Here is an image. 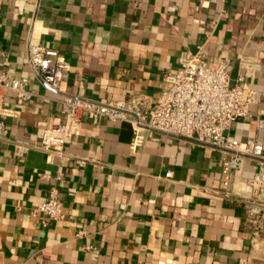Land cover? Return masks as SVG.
Segmentation results:
<instances>
[{"label":"crops","instance_id":"0c3cea01","mask_svg":"<svg viewBox=\"0 0 264 264\" xmlns=\"http://www.w3.org/2000/svg\"><path fill=\"white\" fill-rule=\"evenodd\" d=\"M29 41L69 64L67 93L149 104L200 46L209 66L224 60L231 81L255 91L252 116L228 130L247 140L264 118V0H0V61L35 94L3 98L13 113L0 141V264H264V238L246 226L238 198L197 191L219 186L218 150L158 132L134 140L128 122L87 114L62 151L40 148L61 114L28 63ZM256 169L245 160L232 191ZM51 187L58 220L33 212Z\"/></svg>","mask_w":264,"mask_h":264},{"label":"built area","instance_id":"2783aa9c","mask_svg":"<svg viewBox=\"0 0 264 264\" xmlns=\"http://www.w3.org/2000/svg\"><path fill=\"white\" fill-rule=\"evenodd\" d=\"M26 55L39 84L57 96L61 114L58 123L41 132L40 148L49 153L62 151L65 142L79 132L82 115L87 114L128 122L134 140L143 131L158 132L216 149L225 155L220 166L219 186L203 187L198 193L204 197H237L245 211L246 226L253 236L264 238V118H256L253 138L239 140L228 133L236 119L252 116V106L258 97L242 77L231 81L224 60L209 66L200 46L194 53H184L178 70L169 76V87L155 103L149 104L144 97L98 101L67 93L63 84L69 64L56 49L29 41ZM5 65L6 60H1L0 141L8 134L3 116L13 113L4 107V95L13 93L17 103L26 102L35 95L29 88L28 78L10 75ZM245 160L254 162L257 169L252 178L234 192L230 188L233 176L241 170ZM86 161V158L74 160L78 166ZM169 175L167 172L166 176ZM33 212L49 220L60 219L63 206L58 190L51 187L47 198Z\"/></svg>","mask_w":264,"mask_h":264}]
</instances>
